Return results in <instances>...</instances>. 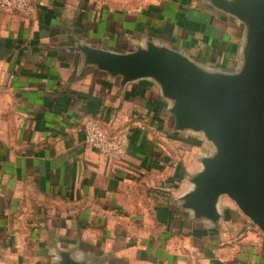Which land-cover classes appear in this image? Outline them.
Segmentation results:
<instances>
[{"label": "crops", "instance_id": "0c3cea01", "mask_svg": "<svg viewBox=\"0 0 264 264\" xmlns=\"http://www.w3.org/2000/svg\"><path fill=\"white\" fill-rule=\"evenodd\" d=\"M31 1L0 12V264H264V233L228 196L214 220L185 206L204 133L177 126L155 79L93 55L153 44L233 74L246 24L214 0ZM88 118L127 135L123 159L86 146Z\"/></svg>", "mask_w": 264, "mask_h": 264}, {"label": "water", "instance_id": "95a60500", "mask_svg": "<svg viewBox=\"0 0 264 264\" xmlns=\"http://www.w3.org/2000/svg\"><path fill=\"white\" fill-rule=\"evenodd\" d=\"M247 26L243 62L233 74H208L182 54L150 44L130 53L94 51L105 69L127 80L151 77L173 99L179 128L200 130L213 146L193 178L185 206L217 218L226 195L264 233V0H214ZM62 264H83L65 256Z\"/></svg>", "mask_w": 264, "mask_h": 264}, {"label": "built area", "instance_id": "2783aa9c", "mask_svg": "<svg viewBox=\"0 0 264 264\" xmlns=\"http://www.w3.org/2000/svg\"><path fill=\"white\" fill-rule=\"evenodd\" d=\"M33 9L31 0H0V12L11 11L28 16ZM82 130L86 146L93 148L106 159L119 161L125 157L128 149V138L125 133L107 134L91 118L83 122Z\"/></svg>", "mask_w": 264, "mask_h": 264}]
</instances>
